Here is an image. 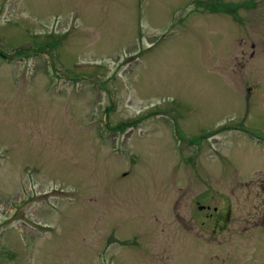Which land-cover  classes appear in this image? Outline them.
Here are the masks:
<instances>
[{"label":"rangeland","instance_id":"rangeland-1","mask_svg":"<svg viewBox=\"0 0 264 264\" xmlns=\"http://www.w3.org/2000/svg\"><path fill=\"white\" fill-rule=\"evenodd\" d=\"M0 264H264V0H0Z\"/></svg>","mask_w":264,"mask_h":264},{"label":"flooded vegetation","instance_id":"flooded-vegetation-1","mask_svg":"<svg viewBox=\"0 0 264 264\" xmlns=\"http://www.w3.org/2000/svg\"><path fill=\"white\" fill-rule=\"evenodd\" d=\"M244 3H245V4H248V3L251 4V5H250V8H253V7H252V6H253L252 4H254L255 2L253 3V1H249V2L247 1V2H244ZM241 6H242V4H241L240 1L235 2V3H233V4H227V5L224 4V8H226V9L228 10L227 12H229V11L231 12V11H232L233 13H236L235 10H236L237 8L241 7ZM244 8H245V7H241L240 9H244ZM253 9H254V8H253ZM176 19H177L176 25L179 24V23H182V24H183V23H185L186 20H187L186 16H184V17H180V18H176ZM204 19H206L207 22H208V19H207V18H204ZM238 19H239V17H238ZM197 21H199V20H197ZM197 21H196V22H197Z\"/></svg>","mask_w":264,"mask_h":264}]
</instances>
